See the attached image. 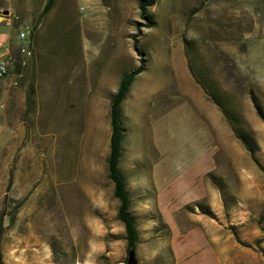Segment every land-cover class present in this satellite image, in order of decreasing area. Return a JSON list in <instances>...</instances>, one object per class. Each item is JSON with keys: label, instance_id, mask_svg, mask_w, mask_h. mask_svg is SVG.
<instances>
[{"label": "rangeland", "instance_id": "rangeland-1", "mask_svg": "<svg viewBox=\"0 0 264 264\" xmlns=\"http://www.w3.org/2000/svg\"><path fill=\"white\" fill-rule=\"evenodd\" d=\"M139 1L0 0L21 74L0 79V264L126 263L110 104L141 60L120 105L137 264H264V0Z\"/></svg>", "mask_w": 264, "mask_h": 264}, {"label": "trees", "instance_id": "trees-1", "mask_svg": "<svg viewBox=\"0 0 264 264\" xmlns=\"http://www.w3.org/2000/svg\"><path fill=\"white\" fill-rule=\"evenodd\" d=\"M157 0H140L138 7L141 16L146 18L145 13L148 7L153 6ZM54 4V0H47L44 6V13L49 12ZM17 68V63L15 62ZM145 65L141 60L139 66L134 70L125 73L119 81L116 93L113 95L110 104V138H109V155L107 158L108 178L113 184V195L118 200L117 217L122 222L125 230V238L127 242V252L135 249L138 241V232L135 221L129 212L131 200L126 189L124 177L119 169L121 158L123 129L120 123V105L125 99L126 93L134 80L135 76L144 71ZM201 83L200 80H198ZM212 91V89H210ZM214 91V89H213ZM206 92L213 95L206 89ZM220 105V104H219Z\"/></svg>", "mask_w": 264, "mask_h": 264}, {"label": "built area", "instance_id": "built-area-1", "mask_svg": "<svg viewBox=\"0 0 264 264\" xmlns=\"http://www.w3.org/2000/svg\"><path fill=\"white\" fill-rule=\"evenodd\" d=\"M19 39L22 43L26 42L28 40V34L26 32H20ZM19 54L21 56L19 66L24 67L32 57L33 52L28 44H23L19 48ZM7 77H10L12 86H17L18 79L21 78V74L16 71L15 60L9 50H6L5 54L0 58V79Z\"/></svg>", "mask_w": 264, "mask_h": 264}, {"label": "water", "instance_id": "water-1", "mask_svg": "<svg viewBox=\"0 0 264 264\" xmlns=\"http://www.w3.org/2000/svg\"><path fill=\"white\" fill-rule=\"evenodd\" d=\"M9 12L7 10H4L2 12H0V20H2V18L4 16H8ZM125 264H137V260L135 258V252L134 249H130L127 252V258H126V263Z\"/></svg>", "mask_w": 264, "mask_h": 264}, {"label": "crops", "instance_id": "crops-1", "mask_svg": "<svg viewBox=\"0 0 264 264\" xmlns=\"http://www.w3.org/2000/svg\"><path fill=\"white\" fill-rule=\"evenodd\" d=\"M5 34L9 33H0V58L5 54L6 50H9V37L7 38Z\"/></svg>", "mask_w": 264, "mask_h": 264}]
</instances>
